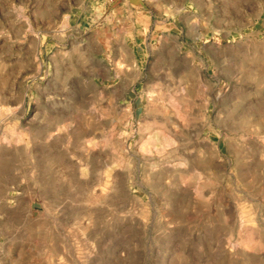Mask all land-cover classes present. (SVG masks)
<instances>
[{"label":"rangeland","instance_id":"rangeland-1","mask_svg":"<svg viewBox=\"0 0 264 264\" xmlns=\"http://www.w3.org/2000/svg\"><path fill=\"white\" fill-rule=\"evenodd\" d=\"M0 264H264V0H0Z\"/></svg>","mask_w":264,"mask_h":264}]
</instances>
